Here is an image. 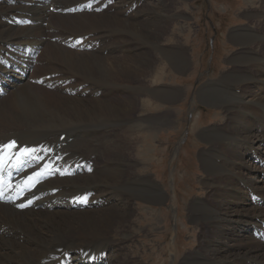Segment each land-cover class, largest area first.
Listing matches in <instances>:
<instances>
[{
  "label": "bare ground",
  "instance_id": "6f19581e",
  "mask_svg": "<svg viewBox=\"0 0 264 264\" xmlns=\"http://www.w3.org/2000/svg\"><path fill=\"white\" fill-rule=\"evenodd\" d=\"M2 1L0 12L5 13L0 15V81L7 83L9 88L12 86L14 91L8 90V95L0 100V144L15 137L22 145H30V151L17 160L29 156L32 168L28 173L44 170L49 176L32 191L31 194L40 197L31 209L19 211L14 205L0 204V264H106L112 241L105 235L111 232L114 219L122 216L114 203L122 201L123 207L127 206L134 196L127 199L121 185L126 172L122 165L114 164L117 168L110 165L109 156L114 150L107 149L105 142L111 141L113 122L128 124L133 119L130 114L134 111H127L130 100L133 108H149L161 103L171 105L180 99V88L176 91L157 88L163 85L160 81L167 69L185 73L190 66L184 51H174L170 46L164 49V44H160L176 15L166 14L161 19L156 12L159 6L149 2L148 18L134 23L138 20L135 16L143 12L140 5L135 8L137 11L134 10L132 19H123L124 16L118 17L119 10L110 15L103 6V10L96 11L100 6L96 2L100 0H93L96 4L93 8L71 15L61 12L92 0H33L34 5L40 7L25 4L28 0ZM113 1L105 2L111 4ZM115 3L125 5L128 1L115 0ZM258 3L264 4V0ZM258 12L246 15L252 19L264 18V12ZM153 15L154 21L149 22ZM115 27L119 29H113ZM127 29L139 41L152 38L146 43L150 51L127 58L113 56L126 52L124 31ZM254 36L256 34L239 33L233 35L231 41L243 47L259 49L260 44L264 47V41L258 43L264 31ZM108 37L116 40L110 43ZM19 40L23 44H16ZM26 49L34 56H27ZM247 51L250 56L242 61L245 69L240 67L243 70L236 69L234 74L221 76L220 81L207 82L198 93L209 105L225 109L231 123L229 127L214 126L202 136L210 145V149L203 151L206 156L202 166L210 178H205L204 185L213 191L210 197L217 201L214 204L218 207L206 197L201 199L204 202L191 205L190 222L208 234L206 237L202 233L205 236L202 242L210 261L201 251L203 249L198 248L194 255L186 256L185 264H204L199 262L205 259L211 264H264V219L257 220L264 217V53L250 48ZM160 58L163 66L157 71L159 75L153 74L152 78L149 72ZM240 60L242 58L235 57L229 64H237ZM119 61H124L128 67L118 66ZM16 65L26 66L30 76L13 79L16 72L9 68ZM120 76L137 85H118L116 79ZM222 82H227V89L223 91L217 87ZM116 87H123L131 99L122 96H116V101L112 99V90ZM46 96L59 98L61 103L47 101ZM161 116L148 117V120L139 116L135 121L141 126L169 121L170 114ZM124 117L126 119H119ZM130 128L133 132L134 128ZM63 134L66 139L61 142L59 138ZM126 146H114L119 163L124 160ZM50 147H53L52 152ZM94 155L99 161L98 167L91 166ZM10 161L0 157V164ZM114 181L116 186L113 187ZM140 194L145 202H163L164 195L148 191ZM255 195L262 198L261 203L254 200ZM76 201L85 206L73 208L72 203ZM37 205H42V210H36ZM178 241L175 240L174 248L170 247L171 251H181ZM97 245L100 249L95 255L93 250ZM115 256L120 261L121 256Z\"/></svg>",
  "mask_w": 264,
  "mask_h": 264
},
{
  "label": "rangeland",
  "instance_id": "374dc122",
  "mask_svg": "<svg viewBox=\"0 0 264 264\" xmlns=\"http://www.w3.org/2000/svg\"><path fill=\"white\" fill-rule=\"evenodd\" d=\"M100 1L104 3L106 0ZM100 1L96 2V4L101 5L102 3ZM108 1L110 2L111 0ZM125 1H128V4H122L123 6L116 4L115 0L112 2L113 4L106 3L107 6L104 5V11L110 15L120 12L118 14L119 18H123L124 16L123 19L129 17L132 19V16L135 15L134 10L137 11L135 8L140 5L139 8H141V11L143 12L140 15L135 16L138 20L134 22L138 23L139 21H144L148 18L147 15L150 14L149 11H147V7L150 6L149 2H152L153 4L151 5L159 6L156 12L162 17L161 19H164L163 17H165L166 14L170 16H172V14L176 15L172 18V21H170L167 33L162 35L163 39H161L160 44H164V49L167 46V48L173 47L174 51H184L188 60H190V66L185 73H177L174 70L167 69V72H164L165 75L163 79L160 81L163 85L157 86V88L160 86V89L162 90L176 91L179 88L182 90L180 99L171 105L161 103L149 108H143L142 106H140V108L137 106V108H133L130 100L131 97H129L130 93L126 88L125 90L129 95H126V92L122 89L123 87H116L112 90V99H115V101L117 100L116 96H122L123 98L130 100L127 111H134L130 114V116L134 117L128 123L129 126L127 123L125 124L124 121L119 123L113 122L110 128L111 141H106L105 146L107 149L111 148L112 151L114 150L113 152L111 151L112 153L109 156L111 162L110 165L113 166V168H117L116 165H122L121 168L126 172L121 179V185L126 190L127 199L131 200L133 198L132 196H134V200L132 199L130 204L124 207L122 201L118 202L116 200L114 203L115 209L120 210L122 216L114 219L111 232L108 235H105L112 241V244H110L111 248L106 257V264H121L123 262L126 264H185V261L188 259L186 256L192 255L191 253L194 255L198 248L199 250L203 249L201 251H203V254L205 253L204 255L206 256V259L210 261L208 255H206L208 252L205 251V243H203V238L205 237L203 234L206 235V237L208 234H205L203 229H197L195 225H192L189 219L190 207L193 203L204 202L201 201V199L203 200L204 198L205 200V197L214 207H218L217 204H214L217 201H214V199L210 197L214 195V193H210L213 191L204 185L205 178L208 174L204 171V167L202 166V159L206 156L203 151L210 149V145L203 140L204 137L202 136H205V133L208 134L214 126L229 127L231 121L228 120V117L226 116L228 114H226L227 112L225 109H222V107L215 104L209 105L199 97L198 93L205 87L207 82H210L211 80L216 82L220 81L221 76H226L228 73L234 74L236 69H245L242 61L244 57L250 56V52L247 51L249 48L250 50H259L261 54L264 53V51H262L264 50L262 44H260L262 49L260 46H257L259 48L257 49L255 46H238L231 41V37L239 33L250 34V36L256 34L254 38L263 33L264 18L252 19L249 18V16L256 15L258 11V13L262 14L264 12V6L262 5L264 4H259V0H139L141 4H139L138 0H130L131 2L129 0ZM36 3L39 4L38 1ZM25 4L40 7V5L35 6L33 0H28ZM113 7L114 9H109ZM253 11H256L255 14ZM2 13L5 12H0V15ZM154 17L155 16L153 15L149 22L154 21ZM245 28H251V30ZM113 29L117 30L119 28L115 27ZM130 29L124 31L125 40L127 44H129L127 45L126 42H124L126 55L124 52H119L120 54L115 53L112 54L113 56L127 58L130 57V55L131 57L138 54L140 55L146 50L150 51V48L147 47L146 43L150 42L149 39L151 40L152 38L145 37V42L139 41L136 38H133V33ZM245 31L247 33H245ZM109 37L107 40L110 43L116 40ZM263 38L264 37H260L261 41L258 43L263 42ZM20 42L21 41L19 40L16 44H19ZM168 42L171 44H167ZM21 44H23V42L19 45ZM235 57L236 59L242 58V60L238 61L237 64H229L231 60L235 59ZM162 60V58L159 60L156 59L157 62L149 72L152 78L155 77L154 75H159V69L163 66ZM126 62L130 63V61ZM117 65L128 67V64H125L126 66L124 65V61H119ZM250 70L254 71L252 68ZM28 76H30V73ZM12 78H19V75L14 73ZM149 79L150 78H148V80ZM129 80V78L121 76L116 79L120 86L124 85V87H126L129 84H133L134 86L132 85L131 87H135V85H137L135 84L136 82L129 83ZM230 82L232 83L233 80H230ZM225 83L227 84V82L218 84L217 87L219 90L223 91L227 89ZM122 92L125 94H121ZM45 98L48 99L47 101H51L54 104L61 103V100H57L59 98H52L50 96H46ZM260 111L263 110L260 109ZM121 112H123V109ZM167 114H170V117L168 118L169 121L163 124L143 123L141 126L139 121H135L139 116L148 120V117L158 118L159 115L164 117ZM119 119H126V117ZM135 126L137 127L134 128ZM130 127L134 128L133 132ZM129 128L131 130H129ZM115 143L116 145H114ZM119 144L121 146H123V144L127 145L126 150H124V160L123 162L120 161V163L116 161V153L118 152H115V147H118ZM249 154H251V152H249ZM94 158L95 155L93 156L91 166L98 167L99 161ZM129 174L130 176H128ZM206 179L210 178L207 177ZM114 182L112 183L113 187L116 186L114 185L116 182ZM158 190L164 191L163 193H160L157 192ZM141 191L156 193L160 196L164 195L163 202H161L162 200H160L159 203L145 202V200L142 199L143 195L140 194ZM136 196L138 197L137 199ZM176 196L177 199H175ZM139 197H141V200H139ZM177 201L180 206L176 203ZM130 205L131 207L133 206V208H131ZM261 219H264V217L260 216L257 220ZM206 229L207 228H205V230ZM82 238H86V236H82ZM174 239H177V241L179 240L177 246L180 245V252H173L170 250V247L174 246ZM98 248L100 249V245H97V248L93 250L95 255L97 254V251H99ZM115 255L118 257L121 256L120 261H118ZM140 261H143L144 263H141ZM204 261L199 263L211 264L208 261Z\"/></svg>",
  "mask_w": 264,
  "mask_h": 264
},
{
  "label": "snow or ice",
  "instance_id": "6c2138e0",
  "mask_svg": "<svg viewBox=\"0 0 264 264\" xmlns=\"http://www.w3.org/2000/svg\"><path fill=\"white\" fill-rule=\"evenodd\" d=\"M88 7H91V5H89ZM12 147V146H9ZM28 150H25V153H27ZM0 195H2V193H0ZM23 207V206H22Z\"/></svg>",
  "mask_w": 264,
  "mask_h": 264
}]
</instances>
